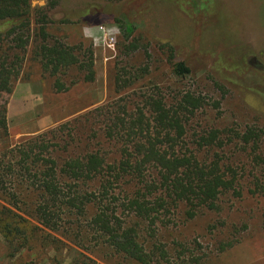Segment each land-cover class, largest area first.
Listing matches in <instances>:
<instances>
[{
    "label": "rangeland",
    "instance_id": "rangeland-1",
    "mask_svg": "<svg viewBox=\"0 0 264 264\" xmlns=\"http://www.w3.org/2000/svg\"><path fill=\"white\" fill-rule=\"evenodd\" d=\"M91 4L102 9L99 25L78 22L74 16ZM46 5V0H32L33 8ZM49 15L46 30L53 40L93 50L95 79L85 81L72 67L59 76L64 86L59 89L55 77L30 59L29 47L13 91L4 95L8 136L0 140V167L20 161L11 148L39 135L51 142L46 156L59 162L99 148L114 156L117 144L103 134L107 124L135 116L152 94L175 105L190 93L200 99L201 107L188 117L183 150L196 153L204 163L219 162L236 179V188L223 192L212 209L201 208L193 218L181 207L161 213L151 227L138 220L154 252L153 264H179V258L192 264L195 259L198 264H264V94L258 97L252 91L258 86L254 75L264 71V0H182L181 5L61 0ZM85 28L94 32V39L85 38ZM110 29L118 34H108ZM133 40L138 49L129 50ZM238 41L248 48L241 62L249 67L246 77L230 64L245 51ZM223 43L224 60H219L216 50ZM172 51L190 66V75L173 73ZM248 129L258 136L245 143L241 136ZM213 130L220 132L222 147L218 140L210 146L203 143ZM18 172H3L0 181L8 194L0 203L37 225L46 239L12 258L0 235V264L18 258L35 264H53L59 258L67 264L81 253L97 264H137L106 247H95L82 218L67 217L59 231L38 223L30 209L37 195L22 185ZM148 180L159 181L157 169L148 172ZM122 218L137 223L127 214ZM161 248L167 251L165 260L159 258Z\"/></svg>",
    "mask_w": 264,
    "mask_h": 264
},
{
    "label": "trees",
    "instance_id": "trees-1",
    "mask_svg": "<svg viewBox=\"0 0 264 264\" xmlns=\"http://www.w3.org/2000/svg\"><path fill=\"white\" fill-rule=\"evenodd\" d=\"M46 1L45 7L33 8L32 0H0V140L8 136L4 95L13 91L29 47L30 59L55 77L59 89L64 88L59 76L72 67L80 71L85 81L95 79L91 48L84 50L83 44L70 46L61 40H53L47 32L46 26L51 21L49 13L60 5L61 0ZM158 1L181 5L182 0ZM74 16L78 22L99 25L102 9L91 4L76 10ZM128 29L130 35L132 27ZM134 41L129 44V50L138 49ZM242 46L245 51L241 58L230 64L240 69L239 75L246 77L250 74L249 67H243L241 62H244L248 48ZM223 48L224 43L217 53L214 52L219 60H224ZM171 57L175 75L185 77L191 74L190 66L173 51ZM254 76L258 86L251 89L260 97L264 94V71H257ZM144 104L138 107L132 118L115 119L105 126L104 137L117 144L114 156L99 148L59 162L57 158L46 156L50 154L51 142L39 135L11 148L10 153L17 152L21 160L10 162L8 166L1 165L0 180L7 168L12 173L19 170V178L24 180L22 185L37 195L30 205L32 216L46 228L59 231L67 217L77 221L82 218L96 242L95 247H106L137 264H153L154 252L140 230L139 221H148L151 227L161 219V213L181 207L193 218L201 208L212 209L223 192L235 189L236 179L219 162L204 163L196 153L183 150L186 122L201 107L199 98L188 93L182 101L171 105L164 97L152 94ZM255 132L248 129L241 138L249 143L258 136ZM217 140L221 147L225 145L216 130L203 137V143L208 146ZM151 169L158 170V182L148 180ZM0 183V197L5 199L7 188L2 181ZM154 191L157 193L153 194ZM125 214L135 217L137 223H127L122 218ZM75 224L72 222V228ZM40 230L29 219L0 203V235L9 244L12 258H16L25 247L34 248L43 243L46 237L43 238ZM167 257V251L161 248L160 260ZM179 259V264H192V261ZM193 262L198 264L199 261L195 259ZM13 264L35 262L18 258ZM53 264L65 263L54 258ZM67 264L97 262L81 253Z\"/></svg>",
    "mask_w": 264,
    "mask_h": 264
},
{
    "label": "clouds",
    "instance_id": "clouds-1",
    "mask_svg": "<svg viewBox=\"0 0 264 264\" xmlns=\"http://www.w3.org/2000/svg\"><path fill=\"white\" fill-rule=\"evenodd\" d=\"M83 34H84L85 38L94 39V35H95L94 32L88 28L84 29ZM108 34H118V30L117 29H110V30H108Z\"/></svg>",
    "mask_w": 264,
    "mask_h": 264
}]
</instances>
